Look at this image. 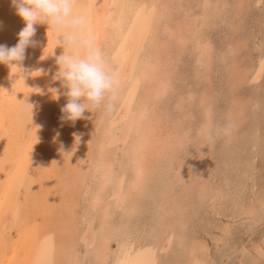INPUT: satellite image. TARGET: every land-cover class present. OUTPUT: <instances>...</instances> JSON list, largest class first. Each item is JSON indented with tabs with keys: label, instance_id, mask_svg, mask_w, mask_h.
<instances>
[{
	"label": "rangeland",
	"instance_id": "374dc122",
	"mask_svg": "<svg viewBox=\"0 0 264 264\" xmlns=\"http://www.w3.org/2000/svg\"><path fill=\"white\" fill-rule=\"evenodd\" d=\"M204 1L116 0L111 17L103 19L105 34L95 43L112 66L121 33L135 8L146 4L137 60L156 77L148 81L133 72L122 82L129 63L121 62L114 110L94 112V130L88 123L90 135L80 145L87 173L71 240L73 257L83 260L76 264H97L104 240L110 251L104 264H113L125 239L141 230L146 246L130 264H191L198 255L205 264H264V71L257 82L246 80L264 60V0ZM97 2L100 15L105 6ZM158 81L164 89L156 94L151 87ZM127 104L122 119L118 114ZM142 109L168 132L169 146L153 151L144 185L130 196L132 145L139 131L135 116ZM103 179L108 181L103 198L91 209Z\"/></svg>",
	"mask_w": 264,
	"mask_h": 264
},
{
	"label": "bare ground",
	"instance_id": "6f19581e",
	"mask_svg": "<svg viewBox=\"0 0 264 264\" xmlns=\"http://www.w3.org/2000/svg\"><path fill=\"white\" fill-rule=\"evenodd\" d=\"M115 1L103 0L101 3L105 6V10H102L103 12L98 15L96 11L98 10L97 0H88L90 3H87L86 0H75L73 13L86 15L87 27L84 38L92 39L94 47H96L95 42L98 37L105 34L106 29L103 30L105 28L104 20L111 17L112 14L108 13L110 12L108 10L113 8L110 7L114 5ZM143 3L140 7L135 8V15L129 20L131 22L125 28L124 33H121L119 48L116 52L114 51L112 58V67L115 70L121 62L125 61L126 64L128 61L129 63V68L121 77L122 82L128 81L133 76L131 75L133 72L142 75L148 81L156 77L150 74L148 68L143 66L141 68L140 64L143 62L140 63L141 61L137 60L141 48L139 44V42L141 43V25L143 20L146 19V12H144L146 6ZM204 3L206 4V1ZM121 19L123 20V18ZM23 27L24 23L15 14L11 0H0V44H6L8 47L14 46L18 42V33ZM36 28L34 39L39 43L27 49V57L23 61L22 70L10 69L8 66L0 64V264H76L83 260L77 262L75 260L77 256L73 257L71 240L74 233H76V216L81 195L79 187L84 184L81 182H83L85 172L87 173V171L84 172L85 168L87 169V165H85L87 161L84 163L81 160V153L85 148L83 149L80 145L86 142L88 135H90L88 130H90V125L93 128L92 118H95L93 117L95 114L86 111L85 116L87 119L77 120L74 125L61 121V109L67 103V98L61 94L59 100L54 99L52 90L59 89L61 93L66 91L62 85V80L58 79V65L56 63V57L63 53L62 48L57 47L54 50V55H50L55 38L63 36L65 33L50 29L48 32V47L44 50L48 41L46 35L48 26L38 24ZM143 32L141 35L145 36ZM76 52L83 54L81 50H76ZM45 56L49 57L45 58ZM132 65H137V69H134ZM263 71L264 60L257 70L252 73L251 77L246 80L257 82ZM152 86L151 91L156 94L161 93L164 89V83L159 81L156 82L155 86L153 84ZM24 102L35 104L34 115L31 118ZM128 107V104L122 107L120 114H118L120 118H124ZM240 112L242 111L240 110ZM138 113L135 116V125L139 128V131L133 142L135 144L132 145L136 149V160L133 163L135 168L132 166L135 172L129 181V188L127 187L130 196H135L140 187L142 188L144 185L147 175L146 170L151 161L149 159H152L150 157L153 156V151H160V149L169 146L168 132L166 133L165 129L162 131L156 122H152L153 120L149 121L146 116L147 113L143 109ZM57 132L60 133L58 140L55 139ZM74 133L80 136L79 143L76 142ZM35 135L39 138L38 143H36ZM105 146L103 144L101 147L100 152L102 154L105 153L103 152ZM63 175L65 176L63 177ZM107 175L109 176V174ZM107 184L108 181L104 182L103 179L99 191L96 189V196L92 201L89 198L91 209H95L101 198H103L100 195ZM103 209L105 215L109 212V205L106 203ZM141 231H138V235L134 234L127 237V240L125 239L113 264H130L133 257H135L136 250L146 246L145 241H142L143 237L141 236L143 234ZM83 241L84 244H88L89 234L85 235ZM152 249L155 251L156 247H152ZM195 251L198 250L195 249ZM96 252L98 253L95 254L97 264H104V258H107L110 252L106 246V240L101 243L100 250ZM191 254L193 253L191 252ZM145 256L148 258L147 255ZM153 256L151 254L150 258ZM198 256H192L191 264H205V261L201 259L203 255H201V258ZM140 260L142 261V258ZM135 263H137V260ZM150 263L154 264L153 261H150Z\"/></svg>",
	"mask_w": 264,
	"mask_h": 264
},
{
	"label": "clouds",
	"instance_id": "9594fccd",
	"mask_svg": "<svg viewBox=\"0 0 264 264\" xmlns=\"http://www.w3.org/2000/svg\"><path fill=\"white\" fill-rule=\"evenodd\" d=\"M11 5L15 14L23 21L24 27L19 31L18 42L14 46L0 44V64L10 69L22 70L27 49L39 43L34 39L36 25L46 24L47 38L50 29L65 33L55 38L50 55H54L57 47L64 49L63 53L56 57V63L58 79L62 80L66 91L61 93L59 89L52 90L54 99L59 100L61 94L67 98V103L61 109V121L74 125L77 120L87 119L86 111L92 113L103 109L105 113H111L119 96L120 76L101 50L93 46L92 39L84 38L87 17L73 13L75 0H11ZM48 42L49 38L44 50L48 47ZM76 50H81L83 54H78ZM25 105L31 118L35 104ZM223 131L227 133L228 129ZM59 135L57 132L55 139L58 140ZM73 135L79 143L80 136L75 133ZM208 139L212 141L213 137L209 135ZM36 141L39 142L37 136Z\"/></svg>",
	"mask_w": 264,
	"mask_h": 264
}]
</instances>
